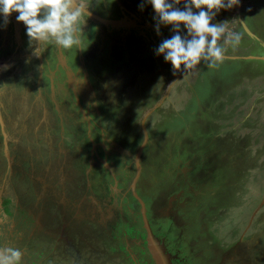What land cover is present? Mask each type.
<instances>
[{"label":"rangeland","instance_id":"obj_1","mask_svg":"<svg viewBox=\"0 0 264 264\" xmlns=\"http://www.w3.org/2000/svg\"><path fill=\"white\" fill-rule=\"evenodd\" d=\"M80 2L79 48L0 16V247L21 264H264V0L215 17L240 35L222 62L175 76L146 0Z\"/></svg>","mask_w":264,"mask_h":264},{"label":"clouds","instance_id":"obj_2","mask_svg":"<svg viewBox=\"0 0 264 264\" xmlns=\"http://www.w3.org/2000/svg\"><path fill=\"white\" fill-rule=\"evenodd\" d=\"M155 13V31L171 26L174 33L155 50L171 64L172 75L194 71L203 61L215 67L225 58L226 49L219 43H239L240 35L230 32L225 22H213L221 11L241 6V0H146ZM182 4V8L178 7ZM143 8V5H141ZM26 26L30 41L39 45L52 41L62 49L81 46V26L90 12L80 0H0V16L7 24L13 14ZM22 252L0 247V264H21Z\"/></svg>","mask_w":264,"mask_h":264}]
</instances>
